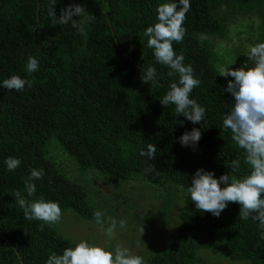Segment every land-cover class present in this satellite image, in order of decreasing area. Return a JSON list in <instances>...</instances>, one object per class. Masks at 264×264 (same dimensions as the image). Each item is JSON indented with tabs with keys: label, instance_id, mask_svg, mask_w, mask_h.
Masks as SVG:
<instances>
[{
	"label": "trees",
	"instance_id": "1",
	"mask_svg": "<svg viewBox=\"0 0 264 264\" xmlns=\"http://www.w3.org/2000/svg\"><path fill=\"white\" fill-rule=\"evenodd\" d=\"M55 2L52 17V0H0V264H46L51 254L62 255L76 245L52 224L25 219L16 191L29 202L43 197L57 202L61 211L95 219V203L48 158L52 142L82 172L95 171L115 181L140 178L161 191L176 186L185 192L176 230L143 258L145 264H201L199 249L264 264V226L241 219L238 203H229L219 217L197 210L187 191L197 169L211 171L217 179L225 173L240 179L249 174L243 150L223 126L234 104L225 91L233 78L219 75L208 39L225 36L215 13L221 4L234 13L257 15L264 37V0H190L185 36L173 49L201 81L189 97L205 108L200 124L176 115L174 105H161L178 75L170 77V69L156 62L144 36L158 22L157 6L177 3L179 8V0ZM74 4L93 17L85 27L86 38L71 21L58 22L62 10ZM29 57L39 61L32 74L26 72ZM253 63L244 50L224 67L236 70ZM149 67L156 76L143 82ZM13 75L32 81L31 86L4 89L3 81ZM193 128L200 129V140L182 146L179 137ZM148 144L157 149L154 159L140 155ZM9 157L21 161L15 170L7 169ZM233 160L240 161L235 173L229 167ZM33 169L43 170V177L29 181ZM26 182L36 186L32 197Z\"/></svg>",
	"mask_w": 264,
	"mask_h": 264
},
{
	"label": "clouds",
	"instance_id": "2",
	"mask_svg": "<svg viewBox=\"0 0 264 264\" xmlns=\"http://www.w3.org/2000/svg\"><path fill=\"white\" fill-rule=\"evenodd\" d=\"M55 0L50 5L49 15L56 17L53 11ZM190 0H179L177 3H162L157 6V21L154 25L144 30L147 37V47L153 50L157 63L167 66L170 71L168 75H178V82L170 85V90L160 100L162 106H175L176 115H183L186 120L193 124H200L205 116V108L200 106L194 99H190V93L201 83L194 78L193 68L184 65V55H177L173 49V43H181L186 29L183 22L186 13L190 10ZM73 16H78L74 20ZM93 17L88 14L84 7L79 4L70 5L62 10L58 22L67 24L71 21L72 26L79 33L87 36L86 25ZM56 21H54L55 23ZM248 59L253 61L249 68L220 67L219 75L232 77L225 91L234 97V104L225 114L223 126L230 129L232 140L244 152V163L249 166V174L242 179L225 173L214 178L211 171L197 169L192 177L191 186L187 189L191 201L197 210L211 213L219 217L229 203L240 205L239 216L243 220L249 218L256 220L264 226V42L257 43L248 48ZM39 61L29 57L26 72L32 74L38 70ZM156 76V69L149 67L144 74L143 82L149 83ZM32 81L13 75L5 79L2 87L7 90L22 91L25 85L31 86ZM201 138V131L193 128L179 137L182 146H195ZM156 147L148 144L147 151H141V156L154 159ZM9 171L19 167L21 161L9 157L5 161ZM229 167L235 173L240 167L239 160L231 161ZM43 170H31L29 181L41 179ZM221 184L224 187H221ZM28 197L35 195L36 186L26 182ZM15 199L23 210L27 220L42 221L45 224H58L61 220L62 211L57 202L45 201L43 197L39 200L29 202L19 191L14 193ZM96 222L102 224V213H94ZM124 227V222H120ZM116 221L111 222L105 232L108 237L114 235ZM43 230V227H41ZM143 232V228L141 233ZM46 264H145L140 256L130 254L127 248L116 246L113 251L103 246L92 245L81 240L74 248H66L62 255L51 254Z\"/></svg>",
	"mask_w": 264,
	"mask_h": 264
},
{
	"label": "rangeland",
	"instance_id": "3",
	"mask_svg": "<svg viewBox=\"0 0 264 264\" xmlns=\"http://www.w3.org/2000/svg\"><path fill=\"white\" fill-rule=\"evenodd\" d=\"M215 13L226 30L224 37L208 39L218 69L228 64L236 52L264 42L258 27L259 19L254 13H234L222 4L216 7ZM47 156L68 180L82 187L87 198L90 197L102 213V224H98L96 219L85 220L70 210H63L60 222L52 225L71 242L76 244L84 240L109 251L122 246L130 254L144 258L168 241L176 230L177 212L183 205L185 194L180 188L170 186L161 191L140 178L115 181L95 171L82 172L54 142L47 148ZM113 220L116 221V228L110 238L105 230ZM121 221L124 227L120 226ZM197 252L201 264H251L229 259L216 250L199 249Z\"/></svg>",
	"mask_w": 264,
	"mask_h": 264
}]
</instances>
